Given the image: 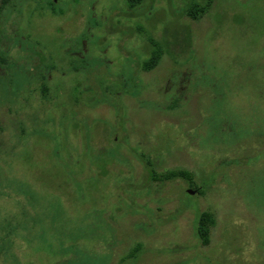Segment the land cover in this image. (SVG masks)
Instances as JSON below:
<instances>
[{"label": "rangeland", "instance_id": "374dc122", "mask_svg": "<svg viewBox=\"0 0 264 264\" xmlns=\"http://www.w3.org/2000/svg\"><path fill=\"white\" fill-rule=\"evenodd\" d=\"M54 1L4 12L0 264H264V0Z\"/></svg>", "mask_w": 264, "mask_h": 264}, {"label": "trees", "instance_id": "16d2710c", "mask_svg": "<svg viewBox=\"0 0 264 264\" xmlns=\"http://www.w3.org/2000/svg\"><path fill=\"white\" fill-rule=\"evenodd\" d=\"M143 1L144 0H126V3L128 9L133 10L134 8L142 4ZM178 1L186 2L183 12L191 20H198L203 15L208 13L214 2V0H178ZM11 2L12 0H0V14L6 6L11 4ZM146 40L149 43L148 57L142 60L139 68L144 72H149L158 65L165 50L162 43L153 39L151 36H147ZM3 61L4 59L0 58L1 64ZM44 77H49V76L44 75ZM42 89L45 90V87H43ZM143 161H144L145 170L147 171L148 174V178H150L151 181L172 180L178 177H184V178L190 177L188 172L182 170L167 171L164 174H158L154 170L153 163L149 159L145 158ZM195 191L200 192L199 187L195 188ZM214 225H215V219L211 213H209L208 211H202L198 214L196 220L195 232L198 237V240L202 245H207L209 243V232ZM140 247H141L140 244H137L133 249H131L130 253L128 254V257L137 258V254L140 251Z\"/></svg>", "mask_w": 264, "mask_h": 264}, {"label": "flooded vegetation", "instance_id": "af4514ba", "mask_svg": "<svg viewBox=\"0 0 264 264\" xmlns=\"http://www.w3.org/2000/svg\"><path fill=\"white\" fill-rule=\"evenodd\" d=\"M125 1V6H127V3H126V0H124ZM55 2H57V0H55L54 2H51V3H55ZM141 5V4H140ZM139 5V6H140ZM18 6V5H17ZM9 7V5L8 6H6L3 10H2V12H1V16H0V50H2V52L5 54V53H7V55H8V52H7V50H8V47H9V44L7 45V39H9V42H11L12 40H10V38H8V36L7 37H5V35H4V32H3V29H2V24H3V20H4V12H5V10H6V8H8ZM138 7V6H137ZM136 7V8H137ZM127 9H128V7H127ZM129 10V9H128ZM76 47H78V46H80V48L78 49V50H76V51H74V52H72L73 54H75V55H77L78 57H82V54L85 52V51H87V50H85V48H84V41L83 40H81L80 41V43L79 44H77L76 43V45H75ZM7 55H6V57H7ZM81 68H83V67H81V66H79V67H76L74 70H76V71H78L79 69H81Z\"/></svg>", "mask_w": 264, "mask_h": 264}, {"label": "water", "instance_id": "95a60500", "mask_svg": "<svg viewBox=\"0 0 264 264\" xmlns=\"http://www.w3.org/2000/svg\"><path fill=\"white\" fill-rule=\"evenodd\" d=\"M190 193H194L193 191H189Z\"/></svg>", "mask_w": 264, "mask_h": 264}]
</instances>
